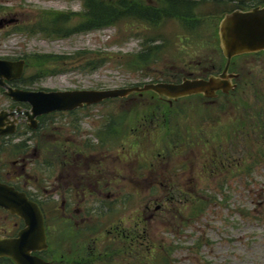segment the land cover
<instances>
[{"label": "rangeland", "instance_id": "rangeland-1", "mask_svg": "<svg viewBox=\"0 0 264 264\" xmlns=\"http://www.w3.org/2000/svg\"><path fill=\"white\" fill-rule=\"evenodd\" d=\"M223 1L219 6L211 1L201 4L198 14L214 15H198L199 22L188 29L176 19L151 26L126 20L55 37L39 29L46 25L44 13L78 14L81 0H0V58L27 59L25 80L17 84L30 89H107L174 79L190 71L196 75L200 72L196 61L204 63L209 59L206 54L218 52L204 42L214 41L212 46L218 47L215 38L223 10L254 2ZM78 18L72 15L68 23L75 24ZM143 44L151 46V56L142 60L136 55ZM40 53L64 58L39 66L30 57ZM46 66L55 72L38 75L39 67ZM261 78L259 91L221 95L213 100L216 103L196 95L173 105L171 129L166 127L165 136L161 126L155 148L173 140L169 147L175 144L183 151L173 157L171 166L187 164L183 174L187 186L139 189V228L149 231L151 243L150 259L142 264H264V139L251 130V121L259 118L255 111L264 108ZM3 90L0 87V109H8L14 100ZM132 100L149 101L135 94L107 99L91 107L89 120L126 116L118 107ZM247 118L251 125L246 128ZM221 161L226 163L223 169ZM190 175L196 180L193 187L188 185ZM199 200L203 209L191 213ZM148 212L150 221L145 219Z\"/></svg>", "mask_w": 264, "mask_h": 264}, {"label": "flooded vegetation", "instance_id": "flooded-vegetation-1", "mask_svg": "<svg viewBox=\"0 0 264 264\" xmlns=\"http://www.w3.org/2000/svg\"><path fill=\"white\" fill-rule=\"evenodd\" d=\"M246 5L243 9L264 6V0ZM215 39L218 47L212 46L214 41L204 42L218 52L206 54L209 59L204 63L196 61L198 74L190 71L181 77L151 80V83L221 74L227 58L220 36ZM18 59L21 58L12 60ZM25 62L26 67L27 59ZM228 73L237 75L232 79L237 87L229 93L219 91L218 97L249 92L253 88L259 91L257 82L261 75L264 83V49L236 55ZM24 80L23 72L20 78L7 83L28 90H67L30 89L17 84ZM198 96L208 103H216L213 101L216 97ZM177 101L172 104L165 100L126 101L118 107L126 116L103 115L93 123L89 120L91 107L106 100L42 113L32 123L25 115L17 114L14 131L0 134V241L18 237L26 227L25 219L12 209L13 205L25 201L40 210L47 238V248L32 253L50 264H140V259H150L149 231L139 228V189L187 186L183 177L187 164L171 166L173 157L183 153L175 144L169 147L164 141L161 147L155 148L165 119L160 116L151 119L139 113L141 108L152 105L173 107ZM12 106L0 110L31 108L28 102L15 100ZM7 119L12 121L14 117ZM172 120L170 117L167 121L169 129ZM4 123L5 127L11 125L6 119ZM225 166L221 161V169ZM188 182L193 187L195 177L190 175ZM145 219L151 220V212ZM0 264L15 263L7 256H0Z\"/></svg>", "mask_w": 264, "mask_h": 264}, {"label": "water", "instance_id": "water-1", "mask_svg": "<svg viewBox=\"0 0 264 264\" xmlns=\"http://www.w3.org/2000/svg\"><path fill=\"white\" fill-rule=\"evenodd\" d=\"M221 48L226 55L225 70L219 75L203 77H183L179 82H147L142 85L107 89H67V90H28L14 88L7 81L20 78L25 69V59L9 60L0 58V86L4 93L15 101L28 102L31 108L21 111L18 108L0 110V134L13 132L15 116L25 115L35 122L36 116L54 110H69L83 104H94L111 98H124L132 94L141 95L153 92L161 100L172 104L180 98L201 94L207 98L218 97L219 91L229 93L237 84L232 79L237 75L228 73L233 57L243 53L256 52L264 49V6L250 9L236 8L222 18L219 25ZM7 117H14L12 121ZM9 124L6 125L4 120ZM32 125V124H31ZM26 222V227L19 236L0 241V256L11 258L15 264H50L32 252L45 250L47 238L43 224V216L38 207L31 202H20L12 206Z\"/></svg>", "mask_w": 264, "mask_h": 264}, {"label": "trees", "instance_id": "trees-1", "mask_svg": "<svg viewBox=\"0 0 264 264\" xmlns=\"http://www.w3.org/2000/svg\"><path fill=\"white\" fill-rule=\"evenodd\" d=\"M82 1V11L77 13H65V12H56V11H46L44 14L46 19V25L44 23L39 26L41 32L46 35H52L55 37H66L73 33L96 30L108 26H116L121 22L126 20H132L134 22L140 23L142 25L156 24L162 19H176L183 23L187 29L191 27L193 23H198L201 17L198 15L212 16L213 12L206 13H197V9L201 4L206 2H213L215 6H219L224 3L223 0H81ZM253 4L258 1L253 0ZM261 2V1H259ZM246 2H240L236 8H246ZM259 4V3H258ZM235 9V8H234ZM233 9L227 8L223 10L221 19L228 12H231ZM72 15L78 16V21L75 24H69L70 17ZM219 21V22H220ZM219 32V30H218ZM219 34V33H218ZM218 36V35H216ZM219 37V36H218ZM136 56H141L143 60L146 56H151V46H146L143 44L142 50H140ZM32 61L42 66V64L48 60H61L63 56H54L46 53L34 54L30 57ZM55 70L49 69L46 67H39L38 75H46L54 73ZM237 94V92H236ZM139 98L146 99L154 102H161L163 100L159 99L157 95L153 92H144L142 95L135 94ZM152 95V96H151ZM242 95V94H241ZM188 98V97H187ZM263 99V96L260 97V100ZM251 108V107H250ZM173 107H170L167 104L152 105L147 108H141L139 116L150 117H161L165 120L162 121V125L165 127L164 135L168 136V130L166 125L168 124V119L172 117L171 112ZM258 115V120L251 121L253 124L252 131L261 139H264V108L255 111ZM247 116H249L247 114ZM246 121L244 125L248 127L251 125L249 118L243 120ZM250 122V124H248ZM161 125V126H162ZM170 138V137H169ZM171 139V138H170ZM180 140V138H178ZM166 142L173 143V140H166ZM203 201L199 200V204H195L191 208V213L194 211H201L203 209ZM142 263H147L145 259H140Z\"/></svg>", "mask_w": 264, "mask_h": 264}]
</instances>
